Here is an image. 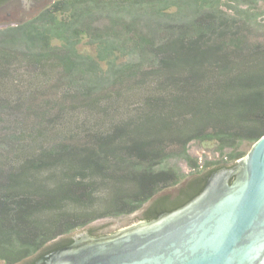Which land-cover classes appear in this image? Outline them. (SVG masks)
Returning <instances> with one entry per match:
<instances>
[{
    "label": "trees",
    "instance_id": "obj_1",
    "mask_svg": "<svg viewBox=\"0 0 264 264\" xmlns=\"http://www.w3.org/2000/svg\"><path fill=\"white\" fill-rule=\"evenodd\" d=\"M260 2L54 0L0 28V264L144 205L156 218L248 153L264 134Z\"/></svg>",
    "mask_w": 264,
    "mask_h": 264
},
{
    "label": "water",
    "instance_id": "obj_2",
    "mask_svg": "<svg viewBox=\"0 0 264 264\" xmlns=\"http://www.w3.org/2000/svg\"><path fill=\"white\" fill-rule=\"evenodd\" d=\"M146 206L75 230L73 235L88 228L120 229L100 237L85 234L38 262L264 264V134L244 157L214 170L204 188L182 206L139 221Z\"/></svg>",
    "mask_w": 264,
    "mask_h": 264
},
{
    "label": "flooded vegetation",
    "instance_id": "obj_3",
    "mask_svg": "<svg viewBox=\"0 0 264 264\" xmlns=\"http://www.w3.org/2000/svg\"><path fill=\"white\" fill-rule=\"evenodd\" d=\"M31 2H33V0H30ZM40 1V0H39ZM25 6H26V0H0V14L2 13V12H4V11H6V10H23V8H25ZM8 15L10 16L11 15V13L9 12L8 13ZM2 18L0 17V20H1ZM19 21H0V28H2V27H7V26H9V25H13V24H16V23H18ZM147 207V206H146ZM146 207L144 208V210L143 211H145V209H146ZM164 212H166V211H164ZM161 213H163V212H161ZM160 213V214H161ZM159 214V215H160ZM158 215V216H159ZM157 216V217H158ZM141 220H147V219H145L144 217H143V214L141 215V219L139 220V221H141ZM90 224V223H89ZM91 229L90 228H88V230H87V233H85V234H90V235H92V236H95V237H100V236H104V235H108V234H112V233H114V232H116V231H119L120 229H118V230H115L114 232H112V233H108V232H97V231H90ZM84 232H80V233H78V234H75V235H73V233H71L69 236H67L66 235V237H64V236H62V237H60L59 239H58V241H61L62 239H64L65 238V244H64V242L62 243V244H60L59 246H57V247H55V248H53L52 250H49V251H45V253H43V254H41L40 256H38L42 251H39L38 253H36L34 256H31V257H28L27 259H25V260H22V261H20V262H17V263H15V264H26L25 262H27L28 260H33L34 262H33V264H44V263H42V262H38V260H39V258H41V257H43L44 255H46V254H48V253H50V252H53V251H55V250H57V249H60V248H64V247H68V246H70V245H72L73 243H75L77 240H79L82 236H84L85 234H83ZM52 244H54V242L52 241V242H50V244H48L49 246L50 245H52ZM47 245V246H48Z\"/></svg>",
    "mask_w": 264,
    "mask_h": 264
},
{
    "label": "rangeland",
    "instance_id": "obj_4",
    "mask_svg": "<svg viewBox=\"0 0 264 264\" xmlns=\"http://www.w3.org/2000/svg\"><path fill=\"white\" fill-rule=\"evenodd\" d=\"M54 0H33L31 2L30 0H26V6L23 8V10H6L0 14V17L2 18L0 21H24L29 18H31L34 14H36L38 11L46 7L47 5L51 4ZM261 6H264V2H260ZM11 13L9 16L8 13ZM192 155L193 156H201L204 152L210 151V147L208 145H199V146H193L192 149ZM174 163L182 170L186 171L188 166L184 161H174ZM111 218V217H109ZM106 219V218H103ZM101 220V219H99Z\"/></svg>",
    "mask_w": 264,
    "mask_h": 264
}]
</instances>
